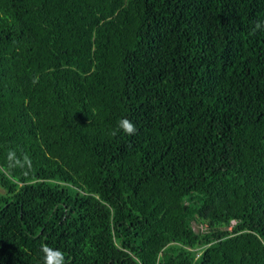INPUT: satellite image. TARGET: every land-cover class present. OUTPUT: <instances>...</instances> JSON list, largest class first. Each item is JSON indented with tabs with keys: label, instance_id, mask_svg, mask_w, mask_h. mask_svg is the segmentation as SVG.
Wrapping results in <instances>:
<instances>
[{
	"label": "trees",
	"instance_id": "1",
	"mask_svg": "<svg viewBox=\"0 0 264 264\" xmlns=\"http://www.w3.org/2000/svg\"><path fill=\"white\" fill-rule=\"evenodd\" d=\"M257 21L264 0H0V264L44 243L66 264H264Z\"/></svg>",
	"mask_w": 264,
	"mask_h": 264
},
{
	"label": "clouds",
	"instance_id": "2",
	"mask_svg": "<svg viewBox=\"0 0 264 264\" xmlns=\"http://www.w3.org/2000/svg\"><path fill=\"white\" fill-rule=\"evenodd\" d=\"M257 30L264 31V21H257L255 23L253 31ZM117 131H122L128 136H132L136 134L137 128L129 119L121 118L118 122L117 129H114L112 134L116 135ZM14 155V152L10 150L9 156L12 157ZM40 252L42 254V264H66L64 253L59 249L51 248L47 243L41 244Z\"/></svg>",
	"mask_w": 264,
	"mask_h": 264
},
{
	"label": "rangeland",
	"instance_id": "3",
	"mask_svg": "<svg viewBox=\"0 0 264 264\" xmlns=\"http://www.w3.org/2000/svg\"><path fill=\"white\" fill-rule=\"evenodd\" d=\"M0 192H2V189L0 188ZM195 229H197V226L196 225H193Z\"/></svg>",
	"mask_w": 264,
	"mask_h": 264
}]
</instances>
